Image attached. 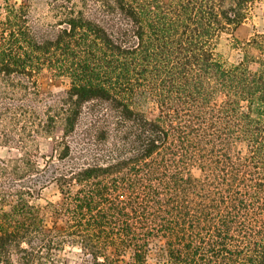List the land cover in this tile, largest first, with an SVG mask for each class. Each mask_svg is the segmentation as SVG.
<instances>
[{"label": "trees", "instance_id": "16d2710c", "mask_svg": "<svg viewBox=\"0 0 264 264\" xmlns=\"http://www.w3.org/2000/svg\"><path fill=\"white\" fill-rule=\"evenodd\" d=\"M259 5L6 2L0 145L21 153L0 159V264H61L66 247L81 264H264V59L248 54L264 32L232 35ZM225 35L235 62L218 52ZM43 72L68 81L63 95L44 97ZM51 183L45 229L32 199Z\"/></svg>", "mask_w": 264, "mask_h": 264}, {"label": "rangeland", "instance_id": "374dc122", "mask_svg": "<svg viewBox=\"0 0 264 264\" xmlns=\"http://www.w3.org/2000/svg\"><path fill=\"white\" fill-rule=\"evenodd\" d=\"M12 5H19L25 3L26 0H0V13H4L5 3ZM264 32V9L261 5L257 6L252 15L241 25H239L232 33L233 37L241 42L249 41L255 33ZM230 35H225L220 41L218 52L226 62H235L238 58L242 57V53L234 50L230 46ZM249 56L256 57L261 56L264 59V45L263 47L256 48L253 46L249 47ZM39 87L44 95L48 98H56L63 95L64 91L68 88V81L62 77H55L47 72H43L38 77ZM135 106L139 108L147 118L155 119L158 117L159 111L156 104L147 96L138 97L135 101ZM60 134V130L57 129L56 135ZM32 143V142H31ZM35 145L38 148V154L49 156L52 151V141L48 138H38L35 141ZM21 151L0 145V159L16 158L20 155ZM193 174L197 172L194 170ZM61 200V194L57 190L54 184L45 186L38 197L32 199V203L41 209L44 227L48 229L55 219V214L52 211L51 205H56ZM128 258V253L123 256ZM58 259L61 264H81V256L77 249H70L68 247L58 254ZM147 261L152 264L154 262L153 254L150 253Z\"/></svg>", "mask_w": 264, "mask_h": 264}]
</instances>
